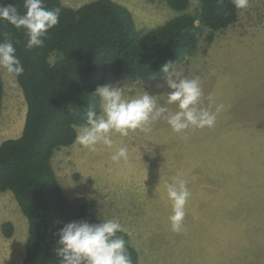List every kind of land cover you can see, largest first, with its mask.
Returning <instances> with one entry per match:
<instances>
[{
  "label": "rangeland",
  "instance_id": "obj_1",
  "mask_svg": "<svg viewBox=\"0 0 264 264\" xmlns=\"http://www.w3.org/2000/svg\"><path fill=\"white\" fill-rule=\"evenodd\" d=\"M91 0H62L79 7ZM133 13L140 32L179 14L166 0H114ZM191 0L188 12L198 11ZM201 33L199 48L177 66L188 78L199 76L200 107L215 111L225 105L211 128L172 131L163 118L151 131L113 132L111 147L90 151L76 142L54 154L52 164L65 192L87 196L92 224L115 219L127 230L140 264H264V0H249L238 20L208 41ZM171 70V69H170ZM4 99L0 143L21 135L27 103L16 81L3 71ZM165 75V74H164ZM164 75L159 79H118L108 75L102 86L123 87L124 98L147 92L170 111ZM127 147L128 158L111 156ZM187 181L191 195L183 230L170 228L171 202L166 185ZM13 223L12 236L3 224ZM28 219L12 191H0V264H20L26 254Z\"/></svg>",
  "mask_w": 264,
  "mask_h": 264
},
{
  "label": "trees",
  "instance_id": "obj_2",
  "mask_svg": "<svg viewBox=\"0 0 264 264\" xmlns=\"http://www.w3.org/2000/svg\"><path fill=\"white\" fill-rule=\"evenodd\" d=\"M200 8L188 12L191 0H166L179 14L140 32L132 11L114 0H91L79 7L62 0H43V6L59 8V23L48 30L42 47L28 49L24 29L0 20V42L10 39L24 71L17 81L23 91L27 112L21 135L0 143V191L13 192L28 219L26 254L20 264H59L55 253L57 233L64 224L86 220L91 223L95 200L71 197L63 189L52 160L57 150L73 145L78 128L87 123V112H100L94 95L108 75L118 79H159L162 67L180 64L198 48L204 28L215 33L238 20L232 0H198ZM26 11L24 0H0ZM0 71V119L4 99ZM12 236L13 223L3 224ZM124 239L131 264H140L130 235Z\"/></svg>",
  "mask_w": 264,
  "mask_h": 264
},
{
  "label": "clouds",
  "instance_id": "obj_3",
  "mask_svg": "<svg viewBox=\"0 0 264 264\" xmlns=\"http://www.w3.org/2000/svg\"><path fill=\"white\" fill-rule=\"evenodd\" d=\"M237 10H244L249 0H232ZM24 14H20L15 5L0 4V20H6L16 29H24L27 36L26 47H42L48 30L59 23L60 9H46L43 0H24ZM16 49L10 39L0 42V71L9 77V84L14 86L24 68L15 55ZM171 69V70H170ZM161 71L167 86V103L176 104L177 111L157 103L156 97L145 92L143 95L125 99L123 87L111 85L98 86L94 95L100 99L99 115L95 111L87 112V123L78 128L75 141L90 151H96L98 145L111 147V134L127 136L130 130L151 131V124L163 118L172 131L181 134L189 127L211 128L217 115L225 110L224 104L216 106L215 111L200 107L203 91L199 76L188 78L183 69L171 62L166 63ZM127 147H120L111 159L119 163L127 160ZM167 197L171 202L170 228L175 233L183 230L186 204L191 195L187 181L173 179L166 185ZM127 230L115 219L103 220L92 224L86 220L72 221L58 230V247L55 253L60 257L59 264H131L125 241L117 235Z\"/></svg>",
  "mask_w": 264,
  "mask_h": 264
}]
</instances>
